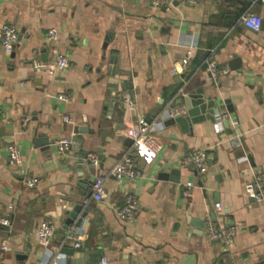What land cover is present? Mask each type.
Masks as SVG:
<instances>
[{
    "label": "crops",
    "instance_id": "0c3cea01",
    "mask_svg": "<svg viewBox=\"0 0 264 264\" xmlns=\"http://www.w3.org/2000/svg\"><path fill=\"white\" fill-rule=\"evenodd\" d=\"M250 1L158 7L148 0H0V24L19 30L11 53L0 46V215L11 219L0 226V264H45L55 256L63 264H99L102 257L112 264H264V203L244 194L264 172V24L252 31L240 21ZM252 9L264 15V0ZM50 27L69 59L55 73L47 67L54 60ZM207 58L228 73L211 78ZM192 91L204 97L200 113L163 117L173 100L187 109L195 104ZM112 92H128L134 105L112 104ZM223 108L235 126L219 133L213 115ZM142 119L155 122L161 150L137 158L141 175L132 181L109 175L105 197L95 200L93 175L129 149L126 130ZM73 136L81 142L58 153L53 142ZM8 142L20 148L26 174L38 178L34 186L9 163ZM199 148L210 157L202 174L181 164ZM80 153L97 154L100 164ZM129 193L137 216L123 222L115 207ZM209 216L238 229L230 247L207 240ZM41 219L56 223L47 247L35 237ZM71 226L81 233L79 246L66 238Z\"/></svg>",
    "mask_w": 264,
    "mask_h": 264
},
{
    "label": "built area",
    "instance_id": "2783aa9c",
    "mask_svg": "<svg viewBox=\"0 0 264 264\" xmlns=\"http://www.w3.org/2000/svg\"><path fill=\"white\" fill-rule=\"evenodd\" d=\"M153 6L169 7L174 6L175 3L194 4L196 0H148ZM258 0H251L247 8L240 16L242 24L252 30L258 31L264 24V15L256 13L252 7ZM19 38L18 28L11 23L0 24V46L7 54L11 53L15 44ZM46 38L51 46L54 60L49 63L47 67L49 72L55 73L57 70L63 69L69 65L68 56L59 50L55 45L57 42V28L50 27L47 29ZM189 50H187V56L191 54V48L196 46V41L189 42ZM206 69L213 79L218 76L228 73V69L225 66L218 65L212 59H205ZM179 70L177 66L171 68L173 74ZM112 104H123L126 106H133L134 101L128 92L122 94H116L112 92ZM58 98L62 101L69 100V96L66 93H60ZM187 107L180 102L173 100L164 110L163 117L175 118L186 114ZM1 114V106H0ZM216 123V128L219 133L225 131L227 126H235V120L230 116L229 112L223 108L213 115ZM28 117H25L24 121H27ZM71 117L68 115L63 116V121H70ZM229 124L227 125V123ZM156 125L154 121L139 120L136 124L130 126L126 130V135L131 139V145L128 150L124 151L116 159L115 163L109 170L103 168L98 169L92 177L91 188L92 197L95 200H102L105 197V180L109 175H113L117 180H129L132 181L139 175H141V168L139 167L137 158L140 156L153 157L159 153L162 148L161 143L158 141L155 134ZM232 144L238 145L240 141V134L234 132L232 138ZM72 143V139L68 137H62L53 142L58 153H68L69 147ZM6 155L10 164L15 166L18 171L24 175V184L27 186H34L38 178L35 176L27 175V171L23 166V157L20 148L14 142H8L6 144ZM87 158L90 164L97 167L100 164V160L95 153L87 154ZM209 152L205 148H199L191 151L185 155L181 164L184 166H190L199 174L205 173L207 170V164L209 160ZM191 182L185 183L186 195H191ZM244 194L253 199L256 202L264 203V172H258L254 178L245 184ZM138 200L135 195L127 194L124 198V203L120 207H115L116 216L123 222H133L137 216ZM216 214L221 210L219 203L214 204ZM215 214V215H216ZM11 219L7 214L0 215V226H9ZM56 230V223L48 219H41L38 226L35 229V237L39 244L43 247L50 245L52 238L54 237ZM238 229L234 225H221L214 219V217H207L205 220V236L207 240L212 242H218L222 245L229 246L235 241ZM67 240L71 241L74 246L80 245L81 233L76 227H69L66 232ZM6 245L1 246L2 249H6ZM45 264H63V262L57 258V256L48 260ZM99 264H112L106 257H102Z\"/></svg>",
    "mask_w": 264,
    "mask_h": 264
},
{
    "label": "water",
    "instance_id": "95a60500",
    "mask_svg": "<svg viewBox=\"0 0 264 264\" xmlns=\"http://www.w3.org/2000/svg\"><path fill=\"white\" fill-rule=\"evenodd\" d=\"M189 96L198 99V101H196L195 104H193L192 106H189L188 109H187V112L194 116L195 114H198V113H200L203 110L202 107H204V104H203V101H204L203 98L204 97L202 96V94H197V93H194L193 91L189 93ZM182 116H180V117H182ZM185 119L188 122H191V118H190L189 115H185ZM77 132H81V129L80 128H74V133L76 134ZM129 141L131 142V139H129ZM72 142L73 143L81 142V138L78 137V136H73ZM79 156L82 157V158H87V153H83V154L80 153ZM87 161L90 164V161L88 159H87ZM79 208H80V205L75 207V210L70 214L69 219L72 220L76 216V212L79 210ZM84 215L85 214H83V216Z\"/></svg>",
    "mask_w": 264,
    "mask_h": 264
}]
</instances>
